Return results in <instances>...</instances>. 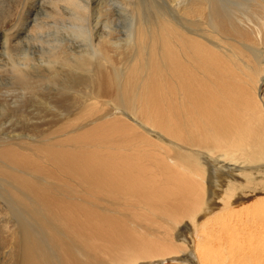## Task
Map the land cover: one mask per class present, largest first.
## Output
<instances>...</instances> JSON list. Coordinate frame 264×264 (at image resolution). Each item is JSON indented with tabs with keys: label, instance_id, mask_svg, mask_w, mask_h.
I'll return each mask as SVG.
<instances>
[{
	"label": "bare ground",
	"instance_id": "1",
	"mask_svg": "<svg viewBox=\"0 0 264 264\" xmlns=\"http://www.w3.org/2000/svg\"><path fill=\"white\" fill-rule=\"evenodd\" d=\"M0 55V264L161 263L251 194L264 264V0H0Z\"/></svg>",
	"mask_w": 264,
	"mask_h": 264
},
{
	"label": "rangeland",
	"instance_id": "2",
	"mask_svg": "<svg viewBox=\"0 0 264 264\" xmlns=\"http://www.w3.org/2000/svg\"><path fill=\"white\" fill-rule=\"evenodd\" d=\"M124 3H128L129 0H119ZM162 3H166V0H160ZM62 3H59L61 6ZM119 21V20H114ZM93 26V20H91L88 27ZM123 30V27H122ZM9 51L12 55L15 54V48L10 46ZM1 63L4 62L2 55H0ZM1 69V68H0ZM205 183V182H204ZM253 194L247 195L244 198H235L233 203L235 206L222 211L221 213L217 210H213L211 213L204 215L202 220L196 224L194 221H187L185 218L178 219L174 222H170L168 226L166 224H161V231L164 228H167V237H172L174 232L173 227L178 228V230H187L190 232V235L194 238L186 240L184 244L180 243L178 252L172 254V251L168 255H182V251L189 250L190 252H195L198 255L200 254V263L201 264H230L232 253H231V237H230V212L236 211L240 216H243L245 213V208L252 203H254L256 197H252ZM261 195V194H258ZM251 196V197H250ZM250 200V201H249ZM235 201V202H234ZM249 201V202H248ZM239 202V203H238ZM249 203V204H248ZM194 219V218H193ZM184 223H189V226L183 225ZM207 231V242L201 245L202 242V231ZM163 232V231H162ZM194 239V240H193ZM208 251L209 254L206 256L205 251ZM173 256H163L157 258L161 263H148V264H178L179 260H176L175 263L172 262ZM143 261V260H141Z\"/></svg>",
	"mask_w": 264,
	"mask_h": 264
}]
</instances>
